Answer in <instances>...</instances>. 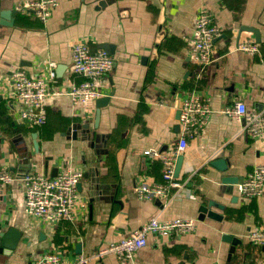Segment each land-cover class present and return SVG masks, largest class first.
Segmentation results:
<instances>
[{
	"label": "crops",
	"instance_id": "1",
	"mask_svg": "<svg viewBox=\"0 0 264 264\" xmlns=\"http://www.w3.org/2000/svg\"><path fill=\"white\" fill-rule=\"evenodd\" d=\"M17 1L0 0V167L14 176L0 186V264H36L51 250L68 264L153 215L195 218L196 228L149 233L133 264H264V245L247 239L250 229L264 228V190L251 199L237 191L253 165L264 163V136L251 138L220 111L236 99L264 110V0H58L45 22L17 11ZM200 9L213 11L220 29L204 69L189 59L184 39ZM246 38L257 41L258 53L237 48ZM80 39L92 49L107 45L115 58L101 85L106 100L87 109L55 96L45 122L31 125L9 98L11 71L45 72L52 62L55 85L79 82L81 75L69 73L70 44ZM189 91L213 109L180 153L177 175L189 192L166 205L139 199L133 184L160 180L162 168L143 151L174 143L179 101ZM81 123H89L90 137ZM67 166L83 170L73 217L47 225L27 214L20 176L32 169L52 176ZM202 207L216 216H201ZM90 264L120 263L109 254Z\"/></svg>",
	"mask_w": 264,
	"mask_h": 264
},
{
	"label": "built area",
	"instance_id": "2",
	"mask_svg": "<svg viewBox=\"0 0 264 264\" xmlns=\"http://www.w3.org/2000/svg\"><path fill=\"white\" fill-rule=\"evenodd\" d=\"M58 0H19L15 9L26 14H35L43 22L58 6ZM220 29L213 11L200 9L193 20L189 34L184 35L187 43V55L200 69L209 66L213 58L214 42ZM257 41L246 38L237 45L239 50L256 54L259 51ZM114 56L108 50L90 48L85 40H75L70 44V73L83 78L79 82L69 77L66 86L54 84L55 69L52 62L45 72L27 73L22 67L14 68L9 76V98L18 107L19 116L31 125H41L46 120L45 108L55 96H67L73 106L91 109L95 101L103 95V78L114 66ZM178 135L174 143L166 150H144L143 153L161 160V179L153 182L144 180L133 184V193L139 199H159L163 205L171 199L188 193L185 182L175 175L176 159L188 146V142L198 135L209 121L213 109L206 97L189 91L180 99ZM240 124V129L253 139L264 136V110H248L246 103L236 99L232 104L220 110ZM83 176L79 167H60L50 176L36 170H28L20 176L23 192V209L32 217L50 225L64 219H71L78 202V184ZM14 176L6 167H0V186L9 184ZM264 190V163H256L237 184L238 195L251 199ZM196 219L191 217L159 218L149 217L140 226L127 235L106 245L97 246L87 255H79L68 264H90L106 255H114L120 264H133L137 250L147 243L149 233L162 237L175 236L194 231ZM247 239L254 245H264V228L254 227L247 232ZM57 250L44 252L36 264H61Z\"/></svg>",
	"mask_w": 264,
	"mask_h": 264
},
{
	"label": "water",
	"instance_id": "3",
	"mask_svg": "<svg viewBox=\"0 0 264 264\" xmlns=\"http://www.w3.org/2000/svg\"><path fill=\"white\" fill-rule=\"evenodd\" d=\"M2 15H5V13H3ZM249 28V27H247ZM252 31L255 32L256 35H258V32L255 30V29H250ZM104 49L108 50V46L107 45H103L102 46ZM2 98V95L0 94V99ZM106 100V97H100L96 100V103L99 106H101V104L103 103V101ZM98 113H99V108L96 110V114H95V119H94V125H97V122H98ZM178 116H179V110H178ZM80 126L84 129V132L87 133V136L90 137V127H89V123H81ZM178 126V124H177ZM180 158H181V155H179L176 159V164H175V175L178 174V165H179V162H180ZM229 181H231V179H229V177H224L223 179V182L225 183H229ZM204 214H207L208 216H216V213L211 211V210H208L207 207H202L201 209V216H203Z\"/></svg>",
	"mask_w": 264,
	"mask_h": 264
}]
</instances>
